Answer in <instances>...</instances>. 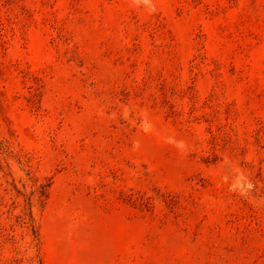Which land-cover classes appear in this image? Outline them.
Masks as SVG:
<instances>
[{"label": "rangeland", "instance_id": "obj_1", "mask_svg": "<svg viewBox=\"0 0 264 264\" xmlns=\"http://www.w3.org/2000/svg\"><path fill=\"white\" fill-rule=\"evenodd\" d=\"M0 264H264V0H0Z\"/></svg>", "mask_w": 264, "mask_h": 264}, {"label": "trees", "instance_id": "obj_2", "mask_svg": "<svg viewBox=\"0 0 264 264\" xmlns=\"http://www.w3.org/2000/svg\"><path fill=\"white\" fill-rule=\"evenodd\" d=\"M42 188L44 189L45 188V185H43ZM34 233L37 234V232L35 230H34Z\"/></svg>", "mask_w": 264, "mask_h": 264}]
</instances>
